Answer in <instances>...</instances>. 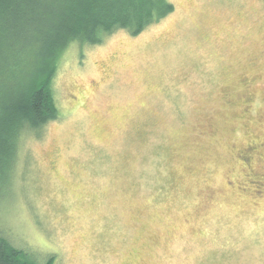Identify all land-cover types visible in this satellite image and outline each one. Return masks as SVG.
<instances>
[{
	"label": "rangeland",
	"instance_id": "rangeland-1",
	"mask_svg": "<svg viewBox=\"0 0 264 264\" xmlns=\"http://www.w3.org/2000/svg\"><path fill=\"white\" fill-rule=\"evenodd\" d=\"M68 45L0 234L37 264H264V0H169Z\"/></svg>",
	"mask_w": 264,
	"mask_h": 264
},
{
	"label": "trees",
	"instance_id": "trees-1",
	"mask_svg": "<svg viewBox=\"0 0 264 264\" xmlns=\"http://www.w3.org/2000/svg\"><path fill=\"white\" fill-rule=\"evenodd\" d=\"M173 9L169 0H0V192L23 131L59 115L53 81L64 49L119 29L137 35ZM0 264L37 263L0 234Z\"/></svg>",
	"mask_w": 264,
	"mask_h": 264
}]
</instances>
